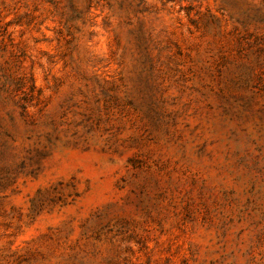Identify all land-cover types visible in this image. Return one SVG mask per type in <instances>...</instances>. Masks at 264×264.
<instances>
[{
	"label": "rangeland",
	"instance_id": "rangeland-1",
	"mask_svg": "<svg viewBox=\"0 0 264 264\" xmlns=\"http://www.w3.org/2000/svg\"><path fill=\"white\" fill-rule=\"evenodd\" d=\"M0 264H264V0H0Z\"/></svg>",
	"mask_w": 264,
	"mask_h": 264
}]
</instances>
